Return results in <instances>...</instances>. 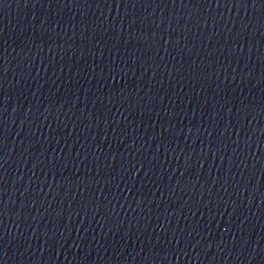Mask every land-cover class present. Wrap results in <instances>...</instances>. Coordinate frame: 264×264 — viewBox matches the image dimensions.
I'll return each mask as SVG.
<instances>
[{"label":"water","instance_id":"obj_1","mask_svg":"<svg viewBox=\"0 0 264 264\" xmlns=\"http://www.w3.org/2000/svg\"><path fill=\"white\" fill-rule=\"evenodd\" d=\"M0 100V264H264L260 0H5Z\"/></svg>","mask_w":264,"mask_h":264},{"label":"snow or ice","instance_id":"obj_2","mask_svg":"<svg viewBox=\"0 0 264 264\" xmlns=\"http://www.w3.org/2000/svg\"><path fill=\"white\" fill-rule=\"evenodd\" d=\"M182 2V0H181ZM5 3V0H0V5H3ZM260 3L262 5V10H264V0H260ZM129 4H132V0H129ZM51 6V5H49ZM116 69H113V72H116ZM113 79L115 78V76L113 75L112 77ZM0 103H2V100H0ZM2 145H3V139L2 137H0V151H2Z\"/></svg>","mask_w":264,"mask_h":264}]
</instances>
